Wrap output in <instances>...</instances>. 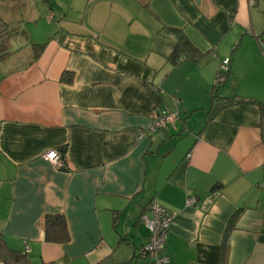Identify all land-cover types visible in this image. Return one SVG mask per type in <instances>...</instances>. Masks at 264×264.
<instances>
[{
  "label": "crops",
  "instance_id": "1",
  "mask_svg": "<svg viewBox=\"0 0 264 264\" xmlns=\"http://www.w3.org/2000/svg\"><path fill=\"white\" fill-rule=\"evenodd\" d=\"M30 1L0 0V15L8 20L13 6L22 26ZM43 3L62 16L31 40L46 42L40 56L25 64V29L0 62L7 246L30 264H150L136 250L154 201L175 213L165 264H220L225 235L224 264H264V0ZM183 40L193 59H171ZM226 58L216 93L247 102L215 114L209 92ZM161 110L176 117L151 131ZM50 149L65 168L44 158ZM48 214L64 216L66 241L44 240Z\"/></svg>",
  "mask_w": 264,
  "mask_h": 264
},
{
  "label": "trees",
  "instance_id": "2",
  "mask_svg": "<svg viewBox=\"0 0 264 264\" xmlns=\"http://www.w3.org/2000/svg\"><path fill=\"white\" fill-rule=\"evenodd\" d=\"M45 1V0H44ZM12 10H16L13 6H11ZM10 11V18L8 20L4 19L0 15V62L6 61L12 55V39L21 34L22 36H27L25 29L21 26L20 20L15 19L16 11ZM29 43V42H27ZM30 47L32 50V58L29 59L25 64L29 65L34 60H36L46 46V42L41 43H34L30 42ZM180 56H183L185 59H193L191 54V48L187 46L186 41H179L178 44L174 47L173 51L170 53V57L173 60H176ZM228 72V69L220 74L217 73L215 80L219 76H225ZM65 75V73H63ZM67 74V73H66ZM217 82H214L212 85V90L209 92V99L212 105V112L217 113L219 110L225 107H229L232 105L240 104L243 102H247L246 99L242 97H219L216 93V85ZM248 102L254 103V100L248 99ZM262 109H264V103L257 102ZM59 151V149H57ZM63 157V156H62ZM236 214H234L230 220L227 230L230 231V228L235 221ZM44 225V240L47 242H56L62 243L68 239V231L66 220L62 214H48L44 217L43 220ZM225 237L222 241V247L220 251V264H224L225 259ZM26 251H19L15 249H11L7 246L5 240L0 235V262L2 264H30L27 256ZM137 255V254H136ZM131 264V263H128Z\"/></svg>",
  "mask_w": 264,
  "mask_h": 264
},
{
  "label": "built area",
  "instance_id": "3",
  "mask_svg": "<svg viewBox=\"0 0 264 264\" xmlns=\"http://www.w3.org/2000/svg\"><path fill=\"white\" fill-rule=\"evenodd\" d=\"M257 0H248V5L251 7L255 5ZM53 18V12L49 11L46 19L49 21ZM260 50L262 55H264V42L260 43ZM229 58L222 60L219 63L220 74L224 73L228 69ZM224 76H219L214 82L221 83ZM175 100V99H174ZM176 117V114L161 110L156 116L154 125L151 131L156 129H163L168 123ZM44 158L49 161L55 168L61 169L65 168L64 159L61 152L57 149H50L44 153ZM187 205H194L195 198L188 197L186 199ZM148 210L150 216L146 213L141 215V220L148 228V235L145 242L138 247L136 254L141 258H151L150 264H165L168 261L166 255H162L161 252L165 247V239L167 235L168 228L175 213L168 210L166 207L152 201L148 205Z\"/></svg>",
  "mask_w": 264,
  "mask_h": 264
},
{
  "label": "rangeland",
  "instance_id": "4",
  "mask_svg": "<svg viewBox=\"0 0 264 264\" xmlns=\"http://www.w3.org/2000/svg\"><path fill=\"white\" fill-rule=\"evenodd\" d=\"M42 1L45 2L44 0ZM43 2H41V0L28 2L24 10V14H22L24 20L22 27L26 29L30 42L31 40L39 42L45 40L51 32V30H49V24H55L57 20H59L58 18L62 16H59V13L56 12L55 9L53 10L50 8L47 10ZM49 11L53 12V18L48 21L46 16L48 15ZM20 40L24 42V39H22L20 36L14 39L12 43V49L17 48ZM187 84H191V81H188Z\"/></svg>",
  "mask_w": 264,
  "mask_h": 264
},
{
  "label": "water",
  "instance_id": "5",
  "mask_svg": "<svg viewBox=\"0 0 264 264\" xmlns=\"http://www.w3.org/2000/svg\"><path fill=\"white\" fill-rule=\"evenodd\" d=\"M196 1H197V2H200V0H196ZM225 77H226V75L224 76V78H225ZM223 81H224V79H223ZM223 81H222V82H223Z\"/></svg>",
  "mask_w": 264,
  "mask_h": 264
},
{
  "label": "clouds",
  "instance_id": "6",
  "mask_svg": "<svg viewBox=\"0 0 264 264\" xmlns=\"http://www.w3.org/2000/svg\"><path fill=\"white\" fill-rule=\"evenodd\" d=\"M60 151V150H59Z\"/></svg>",
  "mask_w": 264,
  "mask_h": 264
}]
</instances>
